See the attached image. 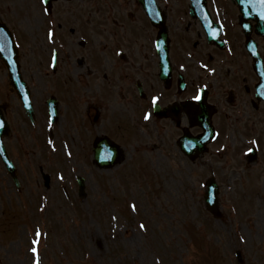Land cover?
I'll return each instance as SVG.
<instances>
[{
    "label": "rangeland",
    "instance_id": "1",
    "mask_svg": "<svg viewBox=\"0 0 264 264\" xmlns=\"http://www.w3.org/2000/svg\"><path fill=\"white\" fill-rule=\"evenodd\" d=\"M8 14L16 24L14 12ZM61 17L64 16L58 12L42 21L39 14L29 25L16 24V34L27 37L31 50L45 53L46 69L51 49L56 46L47 41L48 46L38 44L40 32L47 30L46 21L50 20L55 35L62 37L68 35L67 29H77L76 18ZM26 32L31 35L30 41ZM107 32L108 29L104 34L108 37ZM101 33L92 32L90 39L82 40L81 58L107 55L99 45ZM76 37L74 34L73 39ZM110 42L108 37V46ZM177 48L175 41L172 53L176 54ZM147 51L140 43L137 52L150 61ZM128 53L130 58L134 57V51ZM61 56L66 58L68 51L62 49ZM19 60L31 96L34 95L32 99H39L44 93L40 77L51 73L43 74L42 68L38 69L40 64L33 61L30 49L21 48ZM142 65L148 66L150 62ZM65 66L58 61L55 75H62ZM3 79L0 67V101L7 102L5 108L11 116L16 105L13 97L1 94ZM119 112L109 109L106 118L115 119L110 120L111 124L102 119L95 129L116 137H133L137 128L126 119H117ZM75 113L78 116L80 110H72L69 121ZM158 128L162 137L148 140L144 135L139 139L145 140L147 150L137 154V146H125L119 171L112 174L111 169L102 174L91 169L86 161L65 159V144L61 140L56 142L58 129L54 131L57 137L44 147L35 142L29 128L19 129L18 125L7 139L10 147L16 146L11 159L17 170L18 189L0 163V264H34L36 260L39 264H209L210 250L218 253L210 264H264V180L252 183L257 175L259 180L264 166L259 160L244 162V173L239 176L231 172L230 154L216 161L204 157L190 162L171 144L179 131H166L162 122ZM236 134L240 140L239 135L255 134V129L246 132L238 127ZM81 143L88 145L90 140L83 139ZM79 175L86 180L81 197L72 187L74 176ZM211 176L219 185V212L213 218L196 196V189L202 195V184ZM126 178L131 185L125 184ZM124 193H128L129 200Z\"/></svg>",
    "mask_w": 264,
    "mask_h": 264
},
{
    "label": "flooded vegetation",
    "instance_id": "2",
    "mask_svg": "<svg viewBox=\"0 0 264 264\" xmlns=\"http://www.w3.org/2000/svg\"><path fill=\"white\" fill-rule=\"evenodd\" d=\"M126 1H130V0H83V2L86 3V5L94 9V12L99 17H101L103 13H106L107 11H113L115 9L117 13V19L114 18L112 21L115 26L121 28H124L125 24L128 21H131L132 18H137L136 12L127 7ZM174 1H175L174 5L178 7L179 0H174ZM164 11H166L165 8ZM133 23L137 24L136 26L137 28L149 29V26L144 22L139 23L136 20H134ZM134 28L135 26L131 25L130 29H134ZM217 89H219L220 91L217 92L215 96H212L210 99H208V103L211 105L218 102V99H221L222 101H226L222 87L218 86ZM255 109L257 115L260 117L262 105L261 104L256 105Z\"/></svg>",
    "mask_w": 264,
    "mask_h": 264
},
{
    "label": "water",
    "instance_id": "3",
    "mask_svg": "<svg viewBox=\"0 0 264 264\" xmlns=\"http://www.w3.org/2000/svg\"><path fill=\"white\" fill-rule=\"evenodd\" d=\"M0 29H3V28L0 27ZM5 48H8V47H5ZM8 59L12 60V56H10ZM263 82H264V80H263ZM101 146H102L103 150H105L106 152H110L111 147H109L107 144H104V145H101ZM96 151H97V155H98L100 153V151H101V148H98ZM209 204L212 205L211 202Z\"/></svg>",
    "mask_w": 264,
    "mask_h": 264
}]
</instances>
